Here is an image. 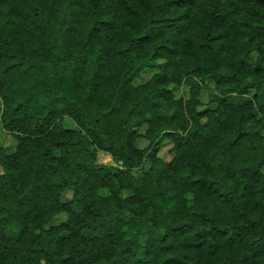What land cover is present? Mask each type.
<instances>
[{
  "label": "trees",
  "instance_id": "16d2710c",
  "mask_svg": "<svg viewBox=\"0 0 264 264\" xmlns=\"http://www.w3.org/2000/svg\"><path fill=\"white\" fill-rule=\"evenodd\" d=\"M0 127V264H264V0H0Z\"/></svg>",
  "mask_w": 264,
  "mask_h": 264
},
{
  "label": "rangeland",
  "instance_id": "374dc122",
  "mask_svg": "<svg viewBox=\"0 0 264 264\" xmlns=\"http://www.w3.org/2000/svg\"><path fill=\"white\" fill-rule=\"evenodd\" d=\"M179 90L183 93L185 92V89L182 87ZM68 120L69 119L66 118V121H68ZM0 145L4 146L5 148H8V149L14 148V141H13L11 135L9 133H6L3 129H1V127H0ZM170 146H171L170 141H164L160 146H158L159 154H160V156L165 158V160H168L171 156V152L169 150ZM109 160H110V157L106 153L99 152L98 158H97V164H107ZM70 195H71L70 190L65 191V193L63 194V199L65 200V199L69 198ZM64 217H65V214H61V215L56 217L55 221L59 222Z\"/></svg>",
  "mask_w": 264,
  "mask_h": 264
}]
</instances>
